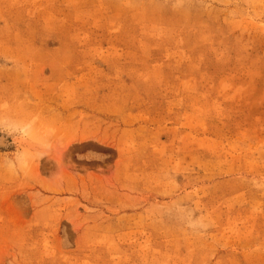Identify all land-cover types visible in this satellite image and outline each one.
Wrapping results in <instances>:
<instances>
[{
    "label": "rangeland",
    "instance_id": "obj_1",
    "mask_svg": "<svg viewBox=\"0 0 264 264\" xmlns=\"http://www.w3.org/2000/svg\"><path fill=\"white\" fill-rule=\"evenodd\" d=\"M0 264H264V0H0Z\"/></svg>",
    "mask_w": 264,
    "mask_h": 264
}]
</instances>
